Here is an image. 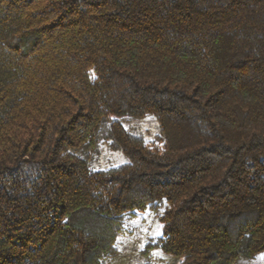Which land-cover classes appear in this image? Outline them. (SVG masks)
I'll return each instance as SVG.
<instances>
[{
  "label": "trees",
  "instance_id": "trees-1",
  "mask_svg": "<svg viewBox=\"0 0 264 264\" xmlns=\"http://www.w3.org/2000/svg\"><path fill=\"white\" fill-rule=\"evenodd\" d=\"M147 211L177 264L264 252V0H0V264H108Z\"/></svg>",
  "mask_w": 264,
  "mask_h": 264
},
{
  "label": "rangeland",
  "instance_id": "rangeland-1",
  "mask_svg": "<svg viewBox=\"0 0 264 264\" xmlns=\"http://www.w3.org/2000/svg\"><path fill=\"white\" fill-rule=\"evenodd\" d=\"M123 123L148 135L155 136L159 132L157 121L152 117L125 119ZM92 158V162L98 166L125 161L123 154L112 153L102 148L94 152ZM131 225V233L119 242L117 255L108 264H177L175 257L163 254L158 249L148 253L144 250L148 242L156 240L162 233V222L154 213L149 211L141 213ZM234 264H264V252L252 259H239Z\"/></svg>",
  "mask_w": 264,
  "mask_h": 264
}]
</instances>
